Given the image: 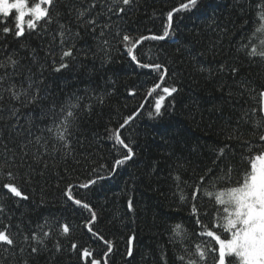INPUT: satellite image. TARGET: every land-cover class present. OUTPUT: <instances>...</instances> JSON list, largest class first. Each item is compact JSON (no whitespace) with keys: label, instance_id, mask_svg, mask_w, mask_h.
<instances>
[{"label":"snow or ice","instance_id":"1","mask_svg":"<svg viewBox=\"0 0 264 264\" xmlns=\"http://www.w3.org/2000/svg\"><path fill=\"white\" fill-rule=\"evenodd\" d=\"M198 3L199 0H181L179 7L167 12L162 33L149 30L148 34L134 35L120 22L136 7L137 0H32L31 3L30 0H0V177L8 181L0 183V193L7 198L0 199V225H3L0 227V253L10 255L13 260L19 256L17 264H29L30 259L45 253L48 254V264H57L58 257L64 252L75 256L81 264H110L120 252L115 238L110 239L95 228L98 217L94 206L77 198L73 189H92L101 181L111 180L133 161L134 149L131 142L122 138L121 130L126 129L139 111L124 117L114 130L106 129L116 151L110 164L100 165L107 174L93 167L91 173L95 175L90 174L89 178L77 184L69 183L62 190V195L66 197V210L75 206L89 213L84 218L83 228L89 240L96 241V247L101 248L99 252L95 251V247L72 241L71 224L66 218L61 222L53 214L43 216L42 222L37 221L35 225L29 221L27 230L23 226L22 214L20 222L13 228L12 204L20 207V202L24 201L29 202V207L34 205L36 208L45 204L43 195L39 203L34 196L30 198L26 189L15 183L17 178L24 184H39L46 181L49 170L46 158L55 160L59 153L65 160L69 157L76 159L73 145H82L77 135L82 113L93 110V106L84 103L85 98L76 93L58 99L45 82V72L62 73L81 54L85 58L90 54L99 58L103 67L111 61L115 45V50L126 52L130 63L137 68L149 70V75L153 72L159 74V82H154L147 91L148 96L156 93L147 115L150 119L162 117L167 110L164 107L165 99L174 98L173 94L179 89L175 85L161 87L169 67L155 61L143 62L135 49L145 41H166L174 36V15L191 12ZM245 5L249 12L259 9V20L264 21V0H245L240 7L243 9ZM9 18L14 19V25ZM26 30L40 43L32 45ZM250 31L244 30L236 51L243 53L249 63L264 61V47L258 50L254 46ZM257 31L264 32V24ZM79 41H84V44L79 45ZM13 44H19L20 48L13 47ZM261 44L264 45V41ZM25 61L30 63L26 64ZM21 69H26V73ZM197 70L202 74L207 72L210 77L221 76V90L228 87L231 96V86L224 80L227 75L240 90V95L249 94L256 107H239V115L228 122L231 131L226 142L212 151L209 163L198 169L199 174L191 185L187 184L189 177L180 171L185 164L191 163L190 160H182L175 174H169L173 196L178 197L180 208L189 213L193 225L192 233L184 230L180 223L169 226V243L173 246L172 264H264V83L256 84L246 77L240 79L239 63L221 61L215 70L206 66ZM157 89L162 94L157 93ZM88 91H93L99 104H103L105 95L111 94L107 91L96 94L94 89H85L86 93ZM129 95H135V92L129 91ZM25 108L31 111L26 113L23 111ZM143 108L144 104H141L140 109ZM32 112H36L35 117L31 115ZM244 125L250 126L251 139L245 138L241 130ZM9 142L14 146L9 147ZM49 144L52 145L51 150ZM117 145L119 148L115 147ZM33 147L35 151L31 150ZM13 168L17 171L13 172ZM20 169H24L23 174ZM57 178L64 179L59 174ZM202 197L213 199L218 206L212 230L200 219ZM127 211H135L131 199L127 202ZM216 228L220 231L217 232ZM192 234L210 239L195 244L190 251L185 242ZM120 239L125 246L120 253L126 258L125 264H134L137 248L135 230L130 229L129 234ZM61 241H67V246ZM177 244L180 245L179 249H176ZM167 251L160 250L159 260L162 264H169ZM7 259L8 256L0 258V264H5Z\"/></svg>","mask_w":264,"mask_h":264},{"label":"trees","instance_id":"2","mask_svg":"<svg viewBox=\"0 0 264 264\" xmlns=\"http://www.w3.org/2000/svg\"><path fill=\"white\" fill-rule=\"evenodd\" d=\"M180 3L181 0H137L136 7L120 23L134 35L148 34L149 30L152 33H162L167 12L179 7ZM244 3L245 0H199L197 7L191 12H178L174 15V36L166 41H145L137 46L135 52L143 62L155 61L169 67V73L161 87L175 85L179 89L173 94L174 98L165 99L164 107L167 110L162 117L150 119L147 115L156 96V93L148 96L147 91L154 82H159V74L153 72L149 75V70L137 68L130 63L126 52L115 50V45L111 52V61L103 67L99 58L91 54L85 58L81 54L62 73L51 70L45 72V82L58 99L76 93L83 96L84 103H90L93 110L82 113L80 132L77 135L83 146L73 145L76 159L69 157L65 160L59 153L55 160L46 158L49 170L46 181L39 184H24L17 178L15 183L25 188L30 198L34 196L39 203L43 195L45 204L40 208L34 205L29 207V202L24 201L20 202V207L12 204L13 228L20 222L22 214L25 230L29 227V221L35 225L37 221L42 222L43 216L53 214L61 222L66 218L71 224L72 241L95 247V251L99 252L101 248L96 247V241L89 240L85 234L86 229L83 228L84 218L89 213L75 206L66 210V197L62 195V190L69 183L77 184L89 178L90 174L95 175L91 173L93 167L102 174H107L100 165L110 164L116 151L113 141L108 139L109 132L106 129L114 130L124 117L139 111V115L126 129L121 130L122 138L131 142L134 149L133 161L111 180L101 181L92 189L76 188L73 192L77 198L94 206L98 217L95 228L108 238L116 239L120 252L112 258L110 264H125L126 258L120 254L125 246L120 238L128 235L130 229L135 230L137 236L134 264H154V261L155 264H162L159 260L161 249L168 250L169 264H172L173 246L169 243V226L180 223L184 230L192 233L193 225L189 213L180 208L178 197L173 196L169 174H175L178 163L182 160H190L191 163L185 164L180 171L189 177L187 184L191 185L199 174L198 169L209 163L212 151L226 142L228 132L231 131L228 122L230 118L234 120L239 115V107H256L249 94L240 95V90L227 75L224 80L231 86V96L228 94V87L221 90V76L210 77L207 72L202 74L197 69L206 66L215 70L221 61L239 63L240 79L246 77L256 84L264 83V61L249 63L243 53L236 51L245 29H251L249 36L258 50L264 47L261 44L264 41V32L257 31L264 24V21L259 20V9L249 12L246 5L243 9L240 7ZM9 19L14 25V19ZM26 34L32 45L40 43L27 30ZM83 44L84 41H79V45ZM13 47L20 48V45L13 44ZM21 71L26 73L27 70ZM141 72L145 74L138 75ZM85 89H94L96 94L104 91L111 94L105 95L103 104H99L93 91L86 93ZM129 91H134L135 95H129ZM157 93L162 94L160 89H157ZM141 104H144L143 109H140ZM23 111L28 113L31 110L25 108ZM31 115L35 117L36 112ZM241 130L244 131L245 138L251 139L250 126L244 125ZM13 146L9 142V147ZM115 147L119 148L118 145ZM51 149L52 145L49 144V150ZM31 150L35 151V147ZM120 151L123 152V149ZM236 160H239V156ZM12 171L16 172L17 169L13 168ZM19 171L23 174L24 169ZM57 174L64 179L58 180ZM3 182L8 181L0 177V183ZM0 199L7 198L0 193ZM130 199L134 202V212L127 211V202ZM67 203L71 204L70 201ZM217 207L213 199L201 198L200 219L209 230L216 223ZM205 212L207 215H203ZM215 230L220 231L219 228ZM208 239L210 238L192 234L185 243L191 251L195 244ZM61 242L67 246V241ZM49 245L51 246V241ZM179 247L177 244L176 249ZM4 256H8L5 264H17L20 261L19 256L13 260L10 255L0 253V258ZM29 264H48V254L30 259ZM57 264L81 262L75 256L64 252L58 257Z\"/></svg>","mask_w":264,"mask_h":264}]
</instances>
